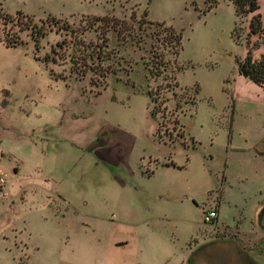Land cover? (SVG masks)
<instances>
[{"label":"rangeland","instance_id":"374dc122","mask_svg":"<svg viewBox=\"0 0 264 264\" xmlns=\"http://www.w3.org/2000/svg\"><path fill=\"white\" fill-rule=\"evenodd\" d=\"M257 1L264 22V0ZM208 5L207 0H0V13L10 15L8 20L0 17V99L16 124L40 136L46 152L42 174L61 179L60 187L73 202L74 175L86 196L98 200L105 193L111 203L102 215L108 221H120L122 216L133 222L150 220L147 225L158 227L155 240L160 247L172 239L185 248L195 225L189 221L203 222L206 210L218 202L220 185L215 182L223 181L225 166L230 188L243 205L240 212L226 211L223 219L229 225L248 227L254 206L264 199V146L254 145L264 136V111L243 98L227 96L226 82L239 72L237 59L245 57L248 39L259 44L253 57L264 53V32L249 34L253 14L237 15L232 0H218L204 13ZM17 11L32 18L18 19ZM98 17L108 20L101 22ZM24 24L29 29L21 31ZM40 26L46 37L37 49L31 31ZM169 26L183 35L176 64L165 39ZM113 27L120 28L121 39ZM7 32L17 33L24 44L7 47ZM105 32L110 54L101 65H109L111 72L95 79L102 72L99 69L80 78L74 72L78 68L74 55L84 43L90 49L103 45ZM88 61L98 67L97 61ZM176 66L180 70L174 71ZM241 89L256 96L255 89L244 84ZM70 129L76 130L77 145L66 152ZM117 130L132 136L125 142L126 163L132 170L127 164L103 168L93 145L78 144L79 138L100 131L113 137ZM244 134L252 146L228 152L229 140L241 144ZM2 137L0 146L6 148L9 135ZM155 159L173 160L179 170L152 176ZM113 180L130 183L137 193L126 198V193L110 185ZM123 198L140 206L141 215L118 213L112 202ZM1 205L0 223L6 214ZM37 207L29 202L22 212L34 215ZM175 213L187 221H174ZM206 223L208 237L236 234L235 229ZM39 227L33 228L29 244L34 247L23 264H74V241L67 246L61 241L62 221ZM197 237L201 240L200 232ZM232 250L222 242H206L195 253L196 264H264L257 251L246 258Z\"/></svg>","mask_w":264,"mask_h":264},{"label":"crops","instance_id":"0c3cea01","mask_svg":"<svg viewBox=\"0 0 264 264\" xmlns=\"http://www.w3.org/2000/svg\"><path fill=\"white\" fill-rule=\"evenodd\" d=\"M254 59L258 58L254 57ZM226 82L229 92L227 96L230 94L231 98L236 101L243 98L252 107L258 106L264 111V87L257 85L248 76L239 72L232 80L228 79ZM243 84L252 90L255 89L256 96L241 89ZM253 85H256V88ZM199 87L202 91L205 88L204 84H200ZM2 98L0 99V142L4 139L2 136L8 134L10 144L6 148L0 146V175L6 179L5 184L0 186V205L2 204L1 208L6 211L5 217L2 219L3 222L0 223V264H23L26 262L27 251L34 247L33 243L29 244L33 228L39 226L42 228L46 225L51 227L56 221H62V230L65 234L61 241L64 245L67 246L69 242L74 241V264H196L198 261L195 260V253L206 242H222L233 247L237 255L241 254L246 258L254 256L255 251L264 257V199L254 206L249 226L246 228L235 224V226L229 225L223 219L226 211L240 212L243 207L240 201L241 197L237 196L238 194L230 188L231 182L228 180L229 168L227 166L224 169L227 175H224L223 181L214 183L217 186L220 185V194L215 206L218 215L212 225L235 229L236 237L228 235H222L221 238L218 236L208 237L206 235V231H209L207 223L196 220V222L189 221L195 225H192L193 229L189 234L188 242L185 243V248L172 239L168 240L169 244L160 247L155 240V230L158 227L155 224L147 225L150 220L133 222L122 216L120 221H108L102 215L105 214L103 212H107L105 208L111 203L105 193L98 200L86 196L83 189L78 187L74 175L73 202V199L60 187L61 179L56 181L52 177L46 178L42 174V171L45 170L46 152L41 139H39L40 136L39 138L34 137L24 126L16 124L7 114V110L3 109L6 103ZM27 117L29 118V116ZM71 117L73 116L71 115ZM35 126L41 128L40 124L38 126L34 124L33 127ZM233 127L234 125L231 128ZM32 130L34 132L37 129ZM262 130L264 131V127ZM101 131L86 139L79 138L78 144L88 148L93 145V148H96L97 157L103 161V168L109 164L117 166L127 164L132 170L130 163H126L128 148L125 145V142L132 136L117 130L116 136L112 137L109 132L101 133ZM75 134L76 130L67 131L66 152L77 145ZM243 136L244 141L241 144L229 140L228 152L252 146L248 136L245 134ZM95 138L98 140L96 144ZM261 143L264 146V136L261 142L254 145L260 146ZM153 163L155 164L151 170L152 176L160 171L179 170L175 167L174 161L170 159L162 161L155 159ZM108 181L103 180V182ZM164 184L169 187L171 185L166 182ZM110 185L113 189H118L121 194L126 193V198H129L132 193L134 195L137 193L134 186L123 180H113ZM203 187H206V184H203ZM211 187H213L212 184ZM169 189L173 191L172 188ZM258 189L262 193L261 185L258 186ZM116 201L112 203L117 207L118 213L135 217L141 215L140 206H131L127 203L128 201H124V198ZM29 202L31 205H38L36 208L38 212L34 215L22 212ZM130 212L133 213L129 214ZM169 215L170 213L167 211L165 216L169 217ZM174 216L172 217L174 221H187V218L180 217L179 213H175ZM27 217L31 218V221ZM48 217L50 220L47 219ZM154 219L155 217L152 218V222ZM241 220L240 218L239 221ZM198 232L201 233V240L197 237ZM246 238L250 239L248 243Z\"/></svg>","mask_w":264,"mask_h":264},{"label":"trees","instance_id":"16d2710c","mask_svg":"<svg viewBox=\"0 0 264 264\" xmlns=\"http://www.w3.org/2000/svg\"><path fill=\"white\" fill-rule=\"evenodd\" d=\"M207 2L209 3V5L206 8V10H204V13L208 11L209 9H211L213 6H215L218 3V0H212V1L207 0ZM232 2L235 6V11L237 15L250 14V13L253 14V16L251 17L249 21V34L251 35L252 34H259V35L262 34L264 32V22L262 20V15L260 13V6H259L258 1L257 0H232ZM15 15L18 17V19H20L21 17H23L26 20H29L32 18V17H29L28 14L23 13L22 11H17ZM0 17L4 18L5 20H8L10 18V15L9 14L3 15L0 13ZM96 19H98L101 22H106L108 20V18L106 17H101V18L98 17ZM123 23H126V22H123ZM161 24H164V23H161ZM113 28L117 31L118 37L121 39L120 28H116V27H113ZM26 29H29V25L24 24V28H20L21 31L26 30ZM166 30L168 31V33L165 39H169L168 44H170V47L172 48L171 53L174 57V60L172 62L176 64L177 57L183 48L182 31H179L172 26L167 27ZM31 34L35 42V46L38 49L39 43L41 39L46 37V33L43 30V27L40 26V27H34L31 31ZM234 35L237 38L236 26L234 28ZM4 36L6 39L7 47H17L21 44H24V41L19 39V36L17 35V33L7 32V34H5ZM78 41H82V40L78 39ZM103 41H104L103 45L97 44V48H93V49H90V46H88V43H84L83 47L81 49H78V51L74 55V58H75L74 61H76L77 63L76 66L78 67L76 71L74 72L78 74L80 78L84 77V75H86L89 71L96 72L97 70L99 71V69L102 72L100 73L98 72V77L95 79H98L99 77L106 78L108 74L111 72V67L109 65L107 66L101 65V62L103 61L104 57L107 58V56H109L110 54L109 49H107L108 37L106 36V32H105V36L103 37ZM247 44L248 45H247V51H246L245 57L243 59H237L238 71L241 74L246 73L248 78L251 79L254 83H256L259 86L264 87V54L261 55L260 58L254 59L252 55V51L255 47H258L259 44L254 43L252 45L249 39L247 40ZM88 48L90 50H88ZM88 58H91L93 60V63L94 61H97L98 67L95 68L93 64L90 65ZM177 70H180L179 66H176V68L174 69V71H177ZM176 85L178 86L177 82H176ZM198 91H199V88L196 87L195 93L197 94ZM192 98L193 100L191 103L195 105L196 96H193ZM152 113L156 114L154 110H152Z\"/></svg>","mask_w":264,"mask_h":264},{"label":"built area","instance_id":"2783aa9c","mask_svg":"<svg viewBox=\"0 0 264 264\" xmlns=\"http://www.w3.org/2000/svg\"><path fill=\"white\" fill-rule=\"evenodd\" d=\"M5 177L0 175V186H3L5 184ZM218 212L216 207H211L208 210H206V212L204 213V221L205 222H213L214 219L217 218Z\"/></svg>","mask_w":264,"mask_h":264},{"label":"water","instance_id":"95a60500","mask_svg":"<svg viewBox=\"0 0 264 264\" xmlns=\"http://www.w3.org/2000/svg\"><path fill=\"white\" fill-rule=\"evenodd\" d=\"M243 75H244V76H247V74H246V73H243Z\"/></svg>","mask_w":264,"mask_h":264}]
</instances>
